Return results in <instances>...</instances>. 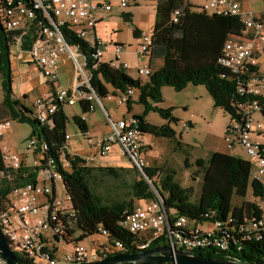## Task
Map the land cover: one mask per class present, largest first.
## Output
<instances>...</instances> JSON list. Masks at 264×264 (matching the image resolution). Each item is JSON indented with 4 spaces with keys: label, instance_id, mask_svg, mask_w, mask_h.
<instances>
[{
    "label": "built area",
    "instance_id": "1",
    "mask_svg": "<svg viewBox=\"0 0 264 264\" xmlns=\"http://www.w3.org/2000/svg\"><path fill=\"white\" fill-rule=\"evenodd\" d=\"M111 1L5 0L0 6L3 28L15 33L13 45L19 53L24 52L21 43L29 38L30 47L25 52L29 54L30 61L36 64L44 82L52 85L51 95L33 103V117L41 126L51 127L52 116L58 110L80 101L89 103L87 111L90 113L95 110V101L107 115L89 82L91 71L103 63L105 52L111 49L114 61H119L123 52L121 45L104 43L94 33L95 25L112 12ZM118 2L121 8L127 6L125 0ZM202 10L216 16L239 17L242 21V31L239 36H231L226 40L218 63L236 78L238 95L251 96L253 100L242 108L243 119L232 121L227 136L231 139L229 147L232 149L237 143L251 166H255L251 178L264 185V143L258 140L264 138V118H254V114L260 115L264 108V12L246 17L238 0H208ZM177 15V12L173 15L174 22ZM63 31L72 33L89 45L93 50L90 62L86 61L79 45H68ZM137 39V57L140 58L148 52L151 32H140ZM63 56L74 63V79L69 89H56ZM120 66L128 69L126 63ZM137 72L142 79L151 74L146 65L140 66ZM132 95L131 89L121 93L117 97V105L127 102ZM106 98L112 100L113 95L109 94ZM135 124L132 118L113 121L107 116L106 135L91 136L88 132L78 130L79 136L95 149V155L85 160L87 165L98 158L107 157L111 148L118 145L155 196L153 199L136 201L130 210L124 211L122 225L136 237L134 240L129 244L111 240L94 253L74 246L71 253L60 257L55 254L54 242H77L73 239L77 230L71 224V219L75 217L71 204L57 199V182L64 189L61 170H67L68 167L62 157L57 159L50 151L49 144L39 136L30 138L27 145L33 152V166L24 165L26 158L9 152L5 147L3 151L0 150V182L10 187L7 208L0 210V231L13 252L24 255L33 264H83L101 261L116 254L148 250L153 242H157L155 247L167 246L173 251L212 249L225 254L226 260L238 261L231 257L241 251L243 243L264 245V200L258 204L261 211L259 216L245 219L242 223H237L230 216L223 222H199L177 214L175 209L166 208L164 198L158 194L155 186L160 174L148 178L143 172L145 165L140 157L142 134ZM9 126L8 121H0V138ZM69 140L70 136L66 133L62 149L67 150ZM67 201L70 203L69 198ZM214 215L216 212L210 211L204 217L211 218ZM206 224L211 228H205ZM98 231L108 236L106 230L99 228ZM0 264H7L1 256Z\"/></svg>",
    "mask_w": 264,
    "mask_h": 264
},
{
    "label": "trees",
    "instance_id": "2",
    "mask_svg": "<svg viewBox=\"0 0 264 264\" xmlns=\"http://www.w3.org/2000/svg\"><path fill=\"white\" fill-rule=\"evenodd\" d=\"M4 2L5 0H0V6ZM191 8L188 0H156L151 42L145 55L151 70L148 78L134 80L120 69L107 63H100L96 70L91 71L90 87L99 99L109 95L108 87L120 94L126 93L129 89L138 92L136 103L143 106L144 114L133 116L132 119L141 134L166 138L175 136L168 124L157 127L148 124L144 119L145 114L152 111L167 119L168 122L177 121L172 116L171 109H162L155 105L162 101L160 89L163 86L171 87L177 92L184 90L188 85L204 86L213 101L214 108L226 114L231 122L241 121L243 119L242 108L253 100L251 96L238 95L236 78L218 63L226 40L231 36H239L242 31L241 19L211 15L205 11L196 13ZM175 12L178 15L174 22ZM122 17L124 21L131 23V15L123 14ZM14 34L3 28L0 19V80L5 92L2 107L6 115H11L21 123L29 124L33 135L38 131V136L49 144L50 151L55 157L57 159L62 157L68 165L67 170L61 171L64 190L70 199L75 215L71 219V224L73 228L81 232L75 241L99 233V228H102L108 233V243L112 240L129 244L136 237L129 234L122 225L124 211L130 210L136 201L155 198L153 191L140 172H138L139 179L132 186V196L135 201L105 205L101 198L91 191L89 179L95 169L90 164L87 165L85 160L71 156L66 149H62L67 123L63 110H58L52 116L53 125L51 127H43L33 115L32 117L26 115L30 111L13 98L10 48L13 46ZM139 34L140 32L135 28L134 38L137 39ZM63 35L68 45H79L86 61H91L93 50L85 41L65 31ZM29 47V38H26L21 43V50L25 52ZM131 103L130 97L126 102L128 111H130ZM78 104L82 113L88 112V102L80 101ZM15 106L19 109L16 110ZM260 117L264 118V108H262ZM0 121L7 120L0 119ZM72 121L78 130L88 132L87 125L81 117L75 116ZM196 165L203 173V182L200 198L194 204L188 202L191 190L182 189L174 182L173 173L165 170L166 175L160 185L161 190L167 192L168 197L165 199L158 190L157 192L164 198L166 208L175 209L177 214L199 222L215 220L223 222L230 216L237 223H242L245 219L259 216L261 211L257 203L243 201L239 205L232 204L233 197L243 200L249 187L255 198H258L260 202L264 200V185L254 180L250 181L251 164L249 161L214 152L206 161L197 160ZM1 169L0 153V171ZM96 169L108 172V174H112L113 171L111 167ZM143 172L148 178H153L157 173L160 174L161 170L144 166ZM9 190L10 187L0 182V210L7 208ZM210 211H215L216 216L205 218L204 215ZM156 245L157 242H153L150 249L155 248ZM242 247L241 251L231 258L241 262L264 263V245L243 243ZM193 253L207 259L226 260L225 254L212 249ZM14 255L18 264H33L20 253L14 252Z\"/></svg>",
    "mask_w": 264,
    "mask_h": 264
},
{
    "label": "rangeland",
    "instance_id": "3",
    "mask_svg": "<svg viewBox=\"0 0 264 264\" xmlns=\"http://www.w3.org/2000/svg\"><path fill=\"white\" fill-rule=\"evenodd\" d=\"M125 1L127 6L124 8L119 6L118 0L111 1L112 12L96 25L97 37L104 43L110 45L118 44L123 47L119 61H114L111 50L104 53L102 61L107 62V64H113L114 68L120 70V64L126 63L128 69L122 70L123 73L126 72V75L130 78L137 80L142 79L138 75L137 70L140 66H148V58L145 55L140 58L137 57L139 39L134 38L133 30L137 28L141 33L152 31L156 0ZM238 1L246 17L250 14L264 12V0ZM207 2L208 0H188V3L192 6V11L196 13H202V8L205 7ZM123 14L131 15V23L124 21ZM79 62L81 63V60ZM10 69L13 98L28 109L30 112L26 113V115L32 117L34 113L33 103L37 99L43 98L47 93L46 86H41L37 79L39 77V69L35 63L30 61L29 54L26 52L19 53L15 45L10 48ZM74 74V63L68 60L66 56H63L58 70L60 85H55L56 89H69L72 85ZM108 91L110 95H113L112 100H107L106 97L100 98L107 115L95 101V110L92 113H82L79 104L63 108V113L67 118L66 133L70 136L67 150L71 156L87 160L95 155V149L79 136L78 129L72 121L73 117L79 116L86 119L88 133L91 136H99L107 134V116L113 121H118L122 118H132L133 116L144 114L143 106L136 103L138 98L137 91L133 90L130 111H128L126 102L122 105H117V97H119L120 93L114 92L111 87H108ZM160 93L162 101L155 105L162 109H171V114L177 121L175 123L168 122L167 119L152 111L147 112L144 119L148 124L157 127L168 124L174 131L175 136L174 138H166L143 133L140 143L142 147L140 157L146 167L150 168L153 166L161 170L155 186L165 199L168 194L161 190L160 184L166 175L165 170L167 169L173 173L175 183L182 189L191 190L188 202L194 204L200 198L203 182V173L197 167L196 161H206L212 153L217 151H231L229 147L231 139L227 136V129L232 126V122L226 114L214 108L213 101L204 86L189 85L179 92L171 87L163 86L160 89ZM4 96L5 92L0 80V119L7 120L10 124L0 138V150L3 151V147H5L9 152L26 158L24 165L33 166V152L28 149L27 145L30 138L38 137V131L33 135L32 127L29 124L21 123L11 117V115H6L5 109L2 107ZM15 109L18 110L19 107L15 106ZM254 116L255 119L261 118L258 114H254ZM235 147L243 152L237 143H235ZM231 156L235 157L236 155ZM61 165L66 167L63 162H61ZM90 166L95 169L89 179L90 189L101 198L103 204L111 205L131 200L135 201L132 196V186L139 179V171L129 163L118 145H114L111 148V152L107 157L98 158ZM106 167L113 169L112 174L96 169ZM254 171L255 166L252 165L251 174ZM252 180L250 178V181ZM68 198L65 190L61 187V183L57 182V199L65 201L68 205L70 204L67 201ZM243 201L260 204L259 199L252 195L250 187L243 200L233 197L232 204L234 206L239 205ZM173 212L171 209L172 214H174ZM206 227L211 228L208 224L205 225ZM80 235L81 232L76 231L73 239L79 238ZM54 243L56 247L55 254L60 257L73 252L74 246L83 251L94 253L100 246L108 245V238L99 233H94L76 243Z\"/></svg>",
    "mask_w": 264,
    "mask_h": 264
},
{
    "label": "water",
    "instance_id": "4",
    "mask_svg": "<svg viewBox=\"0 0 264 264\" xmlns=\"http://www.w3.org/2000/svg\"><path fill=\"white\" fill-rule=\"evenodd\" d=\"M146 175V174H145ZM0 256L7 264H18L12 248L0 231ZM83 264H261L234 260H212L196 256L191 251L172 250L161 246L135 253L110 256L104 260ZM264 264V263H263Z\"/></svg>",
    "mask_w": 264,
    "mask_h": 264
},
{
    "label": "crops",
    "instance_id": "5",
    "mask_svg": "<svg viewBox=\"0 0 264 264\" xmlns=\"http://www.w3.org/2000/svg\"><path fill=\"white\" fill-rule=\"evenodd\" d=\"M115 1V0H114ZM97 25V24H96ZM96 25H95V27H94V33L97 35V27H96ZM139 31V30H138ZM109 50H111V49H109ZM103 63H107V62H104V61H102ZM120 68H121V70L120 71H122V70H127V69H123L121 66H120ZM39 71V70H38ZM123 72V71H122ZM125 74H126V72H124ZM38 74H39V77L37 78L38 80H39V82H40V85L41 86H46V88H47V93L45 94V96H47V95H51L52 94V91H53V89H52V85H50L49 83H46V82H44V80H43V78H42V76H41V74H40V72H38ZM59 85H60V82H59ZM189 86V85H188ZM15 99V98H14ZM84 121H85V123H86V119H84ZM86 125H87V123H86ZM142 137V136H141ZM261 143H264V138H259L258 139ZM231 151H227V150H221L220 152L221 153H225V154H228V155H236L235 157H238V158H240V159H242V160H245V161H249L247 158H246V156H245V154L241 151V150H239V149H237L235 146H233L232 147V149H230ZM218 152V151H217ZM219 152V153H220ZM232 153H234V154H232ZM244 155V156H243ZM150 168H154L155 169V167H153V166H151Z\"/></svg>",
    "mask_w": 264,
    "mask_h": 264
}]
</instances>
